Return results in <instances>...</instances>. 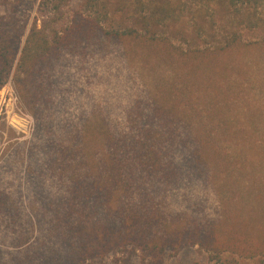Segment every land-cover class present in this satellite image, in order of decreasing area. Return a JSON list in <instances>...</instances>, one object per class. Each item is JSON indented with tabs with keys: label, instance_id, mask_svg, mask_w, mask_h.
Segmentation results:
<instances>
[{
	"label": "rangeland",
	"instance_id": "374dc122",
	"mask_svg": "<svg viewBox=\"0 0 264 264\" xmlns=\"http://www.w3.org/2000/svg\"><path fill=\"white\" fill-rule=\"evenodd\" d=\"M41 1L0 0V22L14 19L22 26L20 47L34 19L42 18ZM83 1L65 4L52 26L68 24L75 12H88ZM120 1L103 0L110 10L106 18L101 17L103 26L131 22L133 1ZM182 8L177 21L160 28L177 46L185 50L216 47L236 33L244 47L226 56L218 68L193 71L182 61L149 58L143 43L95 38L64 50L59 59L51 60L48 71L41 67L40 83L46 95L35 99L41 108L38 117L25 107L12 74L7 79L0 89V264H64L74 257L78 245L69 232L71 222L103 223L107 213L111 214L103 198L97 207L82 204L83 210L72 206L73 202L67 204L79 183L94 182L97 187L108 175L104 164L115 152H101V143L106 147L108 140L103 139L100 126L118 133L133 129L134 121L154 107L150 95L169 98V103L175 99L181 108L198 107L203 116L190 114L188 109L189 115L179 117L183 123L192 119L195 125L204 123L206 129L214 124L206 117L211 110L218 117L222 109L228 111L236 125L251 122L252 109L264 117V0L229 9L212 2L183 0ZM87 124L91 126L85 129ZM213 135L221 137L222 133L217 129ZM222 153L224 160L203 152L208 164L203 167L198 155L192 157L195 163H191L200 169H193L197 176H191L190 157L181 162L188 152H163L164 161L171 164L169 173L176 161L181 166L174 181L160 179L152 185L148 179L149 196L159 207L149 206L168 223L180 214L186 221L201 220L206 228L218 215V220L227 219L229 212L224 208L236 206L240 224L253 230L264 227V203L259 205L254 197L259 185L252 184L256 171L231 163ZM257 172L263 175L260 186L264 188V166ZM120 195L118 202L125 197ZM65 204L69 210H64ZM165 254L164 264H232L234 259L239 264H264V256L240 257L231 251L214 254L199 243L180 249L170 246ZM141 256L139 249H117L84 263L67 264H126L127 257L128 264H140Z\"/></svg>",
	"mask_w": 264,
	"mask_h": 264
},
{
	"label": "trees",
	"instance_id": "16d2710c",
	"mask_svg": "<svg viewBox=\"0 0 264 264\" xmlns=\"http://www.w3.org/2000/svg\"><path fill=\"white\" fill-rule=\"evenodd\" d=\"M70 1L42 0L40 11L42 18L34 19L22 47L20 43L23 33H21L22 26L21 28L18 26L19 22L5 18L0 22V89L12 74V81L19 97L23 99L27 105L25 107L32 111L34 117H38L41 109L36 105L35 99L42 97V94L43 97L46 95L40 83L43 76L40 73L41 67L48 71L64 50L75 49L80 44H89L95 38L121 43L124 41H132V44L143 43L148 49L149 58L155 56L176 62L182 61L193 71L201 68L209 70L218 68L226 56L245 45L240 35L236 33L228 36L222 45L216 47H192L185 50L174 44L168 34L162 33L160 28L180 18L183 0H132L134 14L131 22L126 26L121 24L112 28L102 25L101 17L106 18L110 11L105 8L106 4L103 0H84L88 12H75L68 24L62 27L52 26L54 19L57 20V14H60L63 6ZM127 1L121 0L119 3L125 4ZM198 1L202 4L212 2L222 9H229L239 4L242 6L258 4L262 0ZM52 15L55 18L52 19ZM150 98L155 102L154 107L146 114L143 113V118L134 121L136 125L132 126L133 129L118 133L111 127L101 124L100 133L105 141L108 140L106 147V143H101V152H115L112 153L113 155H108L109 161L104 164L105 169H108V175L98 181L97 187L94 182L79 183L77 191L73 192L74 198L66 202L68 205L73 202L72 206L76 204L77 209L83 210L82 204L92 203L93 207L94 205L97 207L103 203L100 201L103 198L106 202L104 205L111 214L107 213L103 223H87L82 219L71 222L69 232L75 239L78 250L76 249L73 253L74 257L64 264L84 263L88 258L104 256L117 249L131 248L142 252L140 264H164L168 247L180 249L187 244L196 243L214 254L231 251L240 257L264 256V227L253 230L249 226L240 224L238 221L242 218L236 214V206L224 208L229 212L227 219L218 220L220 217L218 215V218H213L208 228L205 224H201V220L190 218L186 221L180 214L173 218L175 222L168 223L162 219L160 213L157 214L151 208L159 206L154 202L153 197L149 196V188L148 185L146 186L148 179L152 180V185L160 179L174 181L181 166L179 164L188 160V157H190L191 176H197V172L193 169H198L199 166L193 164L195 161L193 162L192 157L198 155L203 167L208 166L203 152L207 157L211 153L212 156H219L222 160H224L221 156L222 152H225V155L230 157L231 163L243 167L250 166L256 171L252 175V184L259 186L255 190L254 197L259 205L263 204L264 188L260 186L263 175L257 172L264 166L263 115L259 113L260 111L254 113L252 109L250 113L252 119H249L251 122L236 125L230 120L228 111L227 114L222 109V116L218 117V115L213 116L211 110L206 117L214 124L206 129L204 123L195 125L193 119L191 122L183 123L179 117L181 113L189 115L188 109L191 111L190 114L200 117L202 114L198 112V107L185 109L181 108L175 99L173 103H169V98L164 99L157 95H150ZM89 126L91 125L87 124L85 129ZM217 129H220L221 137L213 135V131ZM176 150L188 152L189 155L181 162L176 161L173 164L174 171L169 173L168 167L171 164L164 161L162 153ZM208 163L210 165L209 161ZM94 191L96 197L93 196ZM121 193L125 197L118 202V197H122ZM129 195L132 196L126 199ZM67 204L64 210H69ZM92 206L90 209L93 208ZM68 214L70 212L66 216ZM231 216H234L233 221L228 219ZM180 219L181 221L177 222ZM247 219L244 218V221L247 222ZM128 261L127 257L124 263L128 264ZM232 264L239 263L234 259Z\"/></svg>",
	"mask_w": 264,
	"mask_h": 264
}]
</instances>
